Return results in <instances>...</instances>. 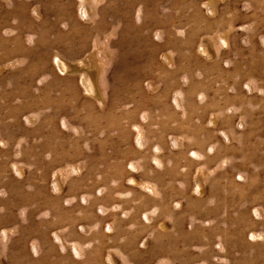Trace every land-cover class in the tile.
Here are the masks:
<instances>
[{"label": "rangeland", "instance_id": "obj_1", "mask_svg": "<svg viewBox=\"0 0 264 264\" xmlns=\"http://www.w3.org/2000/svg\"><path fill=\"white\" fill-rule=\"evenodd\" d=\"M0 264H264V0H0Z\"/></svg>", "mask_w": 264, "mask_h": 264}]
</instances>
